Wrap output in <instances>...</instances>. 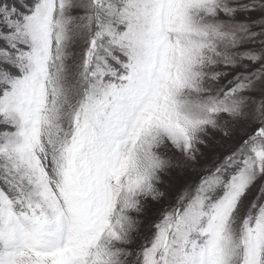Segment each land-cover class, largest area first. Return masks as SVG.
I'll use <instances>...</instances> for the list:
<instances>
[{
	"label": "snow or ice",
	"instance_id": "obj_1",
	"mask_svg": "<svg viewBox=\"0 0 264 264\" xmlns=\"http://www.w3.org/2000/svg\"><path fill=\"white\" fill-rule=\"evenodd\" d=\"M0 264H264V0H0Z\"/></svg>",
	"mask_w": 264,
	"mask_h": 264
},
{
	"label": "rangeland",
	"instance_id": "obj_2",
	"mask_svg": "<svg viewBox=\"0 0 264 264\" xmlns=\"http://www.w3.org/2000/svg\"><path fill=\"white\" fill-rule=\"evenodd\" d=\"M196 177L195 176H191V177H188V180H194ZM179 183L177 182L176 186L172 189L173 191H175L178 187H179Z\"/></svg>",
	"mask_w": 264,
	"mask_h": 264
}]
</instances>
